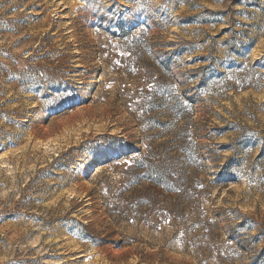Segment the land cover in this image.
<instances>
[{"label": "rangeland", "instance_id": "obj_1", "mask_svg": "<svg viewBox=\"0 0 264 264\" xmlns=\"http://www.w3.org/2000/svg\"><path fill=\"white\" fill-rule=\"evenodd\" d=\"M0 264H264V0H0Z\"/></svg>", "mask_w": 264, "mask_h": 264}]
</instances>
